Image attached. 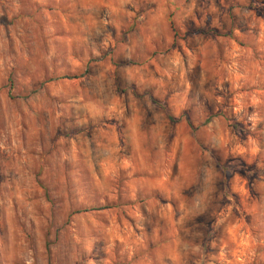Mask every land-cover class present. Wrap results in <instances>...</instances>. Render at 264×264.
<instances>
[{
    "label": "rangeland",
    "instance_id": "obj_1",
    "mask_svg": "<svg viewBox=\"0 0 264 264\" xmlns=\"http://www.w3.org/2000/svg\"><path fill=\"white\" fill-rule=\"evenodd\" d=\"M0 264H264V0H0Z\"/></svg>",
    "mask_w": 264,
    "mask_h": 264
},
{
    "label": "trees",
    "instance_id": "obj_2",
    "mask_svg": "<svg viewBox=\"0 0 264 264\" xmlns=\"http://www.w3.org/2000/svg\"><path fill=\"white\" fill-rule=\"evenodd\" d=\"M167 23H168L170 31L172 32V36L176 37L177 32H176V29H175V27L173 25V21L171 19V14L167 15ZM152 102L164 112V114L166 115L167 119L170 122H174L175 121V119L169 114L168 109L166 108V106L163 103H159V102H156L154 100H152ZM207 121H208V118L205 119L204 122H207ZM100 208H102V207L90 208V209H79V210H76L75 213H77V212H86L88 210H99Z\"/></svg>",
    "mask_w": 264,
    "mask_h": 264
}]
</instances>
